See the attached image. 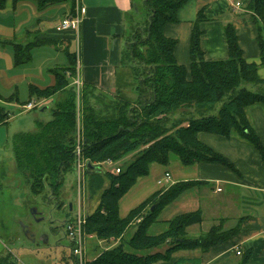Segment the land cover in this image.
Returning a JSON list of instances; mask_svg holds the SVG:
<instances>
[{
    "label": "trees",
    "instance_id": "1",
    "mask_svg": "<svg viewBox=\"0 0 264 264\" xmlns=\"http://www.w3.org/2000/svg\"><path fill=\"white\" fill-rule=\"evenodd\" d=\"M3 1L0 0V8ZM35 1L43 7L59 0ZM188 1L143 0V26L135 27L128 38L127 30L121 55V65L130 71L129 86L135 94L133 100L118 94L106 101L92 95L86 88L77 94L65 77L66 72L74 76L73 57L69 59L68 68L52 70L54 86L44 90L30 88V95L36 99L59 97L51 110V120L36 122L35 131L13 137L15 169L32 194L39 195L44 188H49L51 196L58 197L64 175L73 171L77 126L82 157L89 164H101L107 160L117 162L143 148L124 169L118 167V174L100 173L97 169L86 172L88 192L93 195L101 191L96 209L86 216L83 232L98 240H118L116 246L86 264L164 263L176 252L196 249L205 252L231 238L237 229L223 231L218 226L196 239H189L187 229L202 221L199 211L177 215L165 221L163 232L148 234L149 228L157 222L159 212L184 191L198 185L195 182H180L161 189L123 218L118 213L120 199L136 181L146 177L152 165L168 166L172 157L184 167L206 163L235 171L226 158L199 140V134L240 139L252 146L264 163V147L246 113L253 105L264 108V94L250 92L244 87L264 86V79L258 76V70L264 69V0H250L247 5L258 25L259 64L245 61L230 25L224 28L227 59L206 61L200 48L202 32L198 24L205 20L200 12L189 40V65L184 67L175 58L177 42L165 37L164 28L178 22L177 13ZM70 2L73 7L74 0ZM139 12L133 3L134 15L138 16ZM133 20L132 16L130 22ZM31 48L30 45L23 49L14 46V66L30 60ZM77 96L79 112L76 109ZM11 99L18 102L15 96L8 98ZM220 102L216 115L203 116ZM28 103L30 101L22 105ZM181 109L192 110L199 117L168 121L169 115ZM8 119L9 113L0 107V124ZM105 180L109 184L103 188ZM133 226V235L124 241L126 231ZM248 259L249 254H246L240 264H248ZM183 262L178 260L174 264ZM0 264H10L9 257L0 256Z\"/></svg>",
    "mask_w": 264,
    "mask_h": 264
},
{
    "label": "crops",
    "instance_id": "2",
    "mask_svg": "<svg viewBox=\"0 0 264 264\" xmlns=\"http://www.w3.org/2000/svg\"><path fill=\"white\" fill-rule=\"evenodd\" d=\"M249 2L250 0H189L179 9L178 22L164 28L165 37L177 42V63L184 67L189 65L191 31L201 12L205 20L198 24L202 32L200 48L206 61L227 59L224 28L230 25L245 61L259 64L256 42L258 25L253 21L252 13L247 10ZM237 3L240 4L239 8L235 7ZM132 10V0H74L73 7L70 0L54 1L43 7L35 0H4L0 8V88L10 94L7 97L0 95V101L14 102L15 100L9 101L8 98L15 96L19 103L17 93L19 88L24 87L28 93L27 102L35 100V105H54V108L58 95L36 99L30 95V88L44 90L54 86L55 76L52 70L68 68L71 57L75 61L74 76L66 72L65 77L69 81V87H74L77 94L86 88L92 95L105 100L114 99L118 94L133 100L135 94L130 91V71L121 65ZM75 13L81 14L78 30L56 32V25L66 16ZM15 45L22 49L27 45L32 47L27 63L14 66ZM258 76L264 79V69L258 70ZM76 109L79 112L78 96ZM246 113L264 147V108L253 105ZM9 120L10 118L6 123L0 124V151L6 146L8 137L12 136L11 132L4 129ZM199 140L226 158L235 171L219 165L199 163L183 166V171L176 168L171 172L165 171L163 179L158 180L157 185L161 189H167L180 182L198 183L170 203L186 196L184 203L182 201L183 212L178 215L200 212L201 223L187 229L189 239H196L218 226L223 231L237 230L229 240L205 252L198 249L183 250L172 254L168 262L157 264H174L178 260H183L182 264H240L246 254H249L248 264H264V163L258 152L240 139H223L202 133L199 134ZM165 174L169 175L168 178ZM208 186H211L209 193L206 189ZM217 189L220 191L217 192ZM194 190L195 194L191 193ZM214 195L216 199L213 198ZM210 210L213 211L212 214ZM206 212L210 216L211 226L206 232H202ZM109 248L111 247L107 249ZM5 249L0 240L1 257H4ZM237 250L241 252L239 256L235 254ZM6 252V256H10V251Z\"/></svg>",
    "mask_w": 264,
    "mask_h": 264
},
{
    "label": "rangeland",
    "instance_id": "3",
    "mask_svg": "<svg viewBox=\"0 0 264 264\" xmlns=\"http://www.w3.org/2000/svg\"><path fill=\"white\" fill-rule=\"evenodd\" d=\"M132 2L140 12L138 16H135L132 10L131 16L134 17V20L130 22L128 19L127 38L134 32L135 27L143 26L145 19L142 9L143 0H132ZM260 70L262 71V69ZM244 87L250 92L264 94V86L244 85ZM4 90V88H0V95L7 97L10 93H6ZM130 91H132V88H130ZM17 97L19 103L15 101L11 103L0 101V106H3L5 111L9 113L10 120L4 129L9 133L11 132V138L17 133L35 131L36 122H48L51 120V109L54 106L36 104L35 109L25 111L22 104L27 102L28 93L24 87L19 88ZM33 102L35 104L36 101L32 100ZM220 107L221 102L217 103L212 111L203 114V116L216 115ZM192 116H196L194 111L181 109L169 115L168 121L186 120ZM11 138L8 137L6 146L0 151V240L6 247L3 255L5 257L8 254L6 251H10L11 254L8 256L10 264H72L76 259L74 256L70 257V242L64 235L65 223L73 219V213L68 211L67 206L70 204L74 209L80 208L79 210L83 216L89 215L94 212L98 205L99 191L101 190L93 195L90 194L88 192L89 178L86 177V173L78 177L72 171V173L64 175L63 185L57 195L58 197H52L49 188H44L39 195L32 194L24 178L15 169ZM142 149L124 156L117 162L98 164L95 169H98L100 173H114L116 167L124 169L135 156L139 155ZM174 168L180 169L179 171L185 169L173 157L166 167L152 165L149 168L148 175L138 179L120 199L118 204L119 216L121 218L125 217L131 209L137 207L154 192L160 190L161 187L157 185V181L163 179L165 171L171 172ZM108 184V180H105L103 188L107 187ZM210 188L211 186L206 188L208 193ZM195 191L191 193L195 194ZM182 197L159 212L157 222L149 228L148 234L157 235L163 232L165 230V221L183 212L181 211L182 201L184 203L186 196ZM213 198L216 199V196L214 195ZM32 209L37 212L35 217L30 213ZM212 212L210 210L211 214ZM205 215L201 228L202 232H206L211 226L208 212ZM137 220L139 221V219ZM21 225L26 227L27 235H24ZM134 231V226L129 228L124 235V241L129 240ZM117 241V239L104 241L98 240L94 236L93 238H87L86 236L83 245L84 262H90L108 247L113 248L117 245ZM127 251L130 252V250ZM237 259L239 260L240 258Z\"/></svg>",
    "mask_w": 264,
    "mask_h": 264
},
{
    "label": "built area",
    "instance_id": "4",
    "mask_svg": "<svg viewBox=\"0 0 264 264\" xmlns=\"http://www.w3.org/2000/svg\"><path fill=\"white\" fill-rule=\"evenodd\" d=\"M240 4H235L236 8H239ZM80 13H75L70 16H66L64 19H62L55 27L56 32L61 33L68 30L77 31L79 28V24L81 21ZM36 108V105L32 102L28 103L23 107L25 111H30ZM79 129V128H77ZM74 157L75 162L73 166L74 174L80 177L81 175H85L87 171L95 170V167L98 166V164H90L93 166L92 169L88 168L89 162L82 157V149H81V135L79 130L76 134V143L74 148ZM112 161L107 160L103 163H111ZM98 170V169H97ZM99 171V170H98ZM115 174L119 173V168L116 167L114 170ZM168 174H165V177L168 178ZM217 192L220 191V189L216 190ZM80 208H73L71 206V212L73 213V219L69 222L65 223L64 227V235L70 242L71 247V254L70 257L74 256L76 261L72 264H86L84 262L83 257V245L86 238V235L83 232V225L85 223V219L87 215H82ZM235 254L239 256L241 254L240 251H235Z\"/></svg>",
    "mask_w": 264,
    "mask_h": 264
},
{
    "label": "water",
    "instance_id": "5",
    "mask_svg": "<svg viewBox=\"0 0 264 264\" xmlns=\"http://www.w3.org/2000/svg\"><path fill=\"white\" fill-rule=\"evenodd\" d=\"M88 168L89 169H92L93 167L90 164H88ZM68 207H69V211H70L71 210V205L69 204ZM151 210H152V208H151ZM30 213H31V215L33 217H35L37 215V212L34 209H32ZM20 227H21V230L23 231L24 235H27L28 234V231H27L26 227L23 226V225H21Z\"/></svg>",
    "mask_w": 264,
    "mask_h": 264
}]
</instances>
